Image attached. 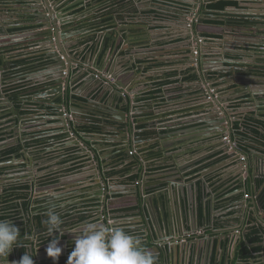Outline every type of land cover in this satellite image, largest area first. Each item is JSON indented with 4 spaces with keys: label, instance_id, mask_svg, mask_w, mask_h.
Masks as SVG:
<instances>
[{
    "label": "flooded vegetation",
    "instance_id": "af4514ba",
    "mask_svg": "<svg viewBox=\"0 0 264 264\" xmlns=\"http://www.w3.org/2000/svg\"><path fill=\"white\" fill-rule=\"evenodd\" d=\"M54 1L61 5L65 18L76 17L79 20L76 23L77 29L73 28L72 23L67 24L71 34L88 30L71 40L82 60L96 46L97 34L105 24L107 30H118L124 36L117 45V53H113L102 65L97 63L102 71H106L107 83L113 80V75L121 82L139 78L145 88L127 89L131 90L130 93L133 92L130 95L133 103L127 108L120 93H107L108 86L85 90L77 81L72 89H65L61 95H55L51 99V108L47 109V114L43 107H32L34 103L31 101L44 97V91H37L35 86H29L26 77L29 70L42 66L43 54H37V59L27 60L23 52L13 53L18 50L13 49V44L0 46V56H3L0 66L6 68L4 73L0 71V220H10L20 228L18 240L22 245L13 249L4 264L19 260L24 252L33 256L35 264H54L45 251L52 238L44 224L49 209L56 212L63 221L61 232H55L54 235L59 239L58 246L63 249L57 264H66L68 255L75 246V237L80 235L86 222L112 228L122 226L121 224L130 226L132 224H128L129 222L119 224L118 220L138 215L140 211L143 214L146 209H150L153 198L150 194L153 190L169 189L174 184L179 189L181 184L196 183L202 193L206 188L213 190L215 184L211 176L216 170L207 174L200 172V154L204 152L207 142L204 137H199L202 125L197 124L201 113L197 102H189L185 93L181 96L183 101H179L178 105H173L170 109L163 105L160 109L158 106L161 105L152 101L154 94L142 95L149 88L166 90L168 84L162 68L165 66L161 64L168 60H162L164 54L156 53L158 49L154 47L159 46L157 36L152 33L153 29L148 24L157 0H148L143 5L142 8L148 10L143 15L139 11L138 16L135 13V20L144 19L145 23L133 25H114L115 21L112 19L104 21L103 15L93 20L94 16H91L88 9L89 0L84 3L80 2L82 0ZM161 1L162 4L167 2ZM210 1L207 5L212 9ZM204 9V4L201 8L198 7L196 19L202 18ZM23 18L24 23L40 21L38 25H26L28 29L45 28L46 23L41 22L44 18ZM4 29L5 26L0 28V34L6 33L7 30ZM130 33L134 34V39L127 38ZM178 34L177 38H180L182 34ZM191 40L193 45L205 42L204 37L199 35L190 40L181 39L180 43L183 46ZM1 42L8 43L9 40ZM132 63L135 66H131ZM122 67L124 70L121 73ZM158 71L162 72L160 74L164 73L162 79L152 81L151 77L156 78ZM127 73H131V79ZM148 73L152 74L147 75ZM88 76L89 74L82 73L79 79ZM17 81H22V87L15 84ZM145 96L148 98L142 103L140 97ZM76 101L82 104L81 111H86L84 116L77 117L76 111L79 109L73 105ZM33 110H44L43 116H52V122H42L46 118L40 119ZM57 117L64 118L62 121L54 120ZM191 119L193 126L188 128ZM247 121L246 118L242 123L249 125ZM129 124H132V129ZM187 130L190 131L182 135ZM244 132L246 135L249 133L246 128ZM168 134L172 136L167 137ZM223 140L227 141L225 138ZM214 148L210 146L208 152H212ZM152 153L155 155L151 156ZM164 157L168 159V174L154 179L150 173L151 161ZM181 158L188 162L181 164ZM176 163L180 164V169L176 167ZM210 167L213 169L214 166ZM106 177L114 178L113 187L116 188L137 185L139 196L127 193L116 198L108 197L109 202H106L103 194L106 192ZM92 182L95 187H92ZM95 195L100 199H96ZM155 198L156 202L161 200V196ZM125 231L132 233L131 227ZM31 245H34V253L29 249ZM227 253L233 254V251L226 248L224 255Z\"/></svg>",
    "mask_w": 264,
    "mask_h": 264
},
{
    "label": "water",
    "instance_id": "95a60500",
    "mask_svg": "<svg viewBox=\"0 0 264 264\" xmlns=\"http://www.w3.org/2000/svg\"><path fill=\"white\" fill-rule=\"evenodd\" d=\"M84 1L85 0H82L80 2L84 3ZM154 1L155 0H153V2ZM208 1L210 0H167L166 3L171 2L176 8H186V12L183 10L180 12H169L162 8L163 5H160L161 7L159 9H153L156 14L152 17L155 21L160 17L161 19L167 20L170 23L168 24L169 27H173V29L177 30L178 32L176 33L182 34V36H180L181 39L190 40L199 35L201 36V33L205 31L203 28L210 26V24L205 23L204 18L197 17L199 19H195V16L192 17V13H197L198 7L201 8L203 4L205 7L203 12L206 14L210 13L212 10L207 5ZM20 2L27 3V5L24 6L27 10L24 16L28 18L36 17L37 19L44 18L41 22L46 23L45 28L27 29L24 32H12L10 26L13 24H8V26H5L6 29H4L7 30L6 33L0 34V46L23 43V46L27 49V53H32L28 54V56L37 55L39 53L43 54L41 57L43 58L42 66L38 69L29 70L26 75V77H28L29 86H35L38 88L37 91H44V97H37L35 100L31 101L32 103L36 104L38 107L45 108L46 113L49 114L47 109L51 108V99L55 95H61L65 89H72L76 82L79 81L77 83L82 84L85 90L90 87L106 88L105 86H108L107 93H120L124 98L125 107H131V103H133L130 97L131 90H129L130 92L125 90L124 82L117 80L116 75H113V81L109 83L105 82L108 80L106 79V71H102L100 68V65L107 61L113 53L114 55L117 53V45L121 42L122 38H124L118 30H110L108 33H98L96 46L92 49L90 55L88 53L86 58L82 60L80 55L77 54L79 50H77L75 54L73 53L72 49L74 46L76 47V45L71 40L76 35L87 33L88 30H81L77 32V34H71L69 32L70 30L66 27L67 24L72 23L73 28L77 29L78 25L76 23L79 20L76 17L65 18L60 8L61 5L57 4V1L54 0H20ZM145 11L148 10L139 8L140 15H143ZM59 12H62V15H59ZM256 15L259 18L261 14L257 13ZM115 18L116 23L123 24V22L117 20V16H114L112 20ZM260 18L262 19V21L259 22L262 25L261 29H264V12ZM164 20L162 21L164 22ZM141 21H143V19ZM224 22L225 24L220 28L230 36L233 31L240 30L246 26L241 21L225 19ZM39 23L40 21L37 20L33 23L24 24L38 25ZM201 25L203 28H201ZM4 30L3 32H5ZM5 36L10 39L8 43L1 42V40L5 39ZM134 37L132 33L127 36L129 40L134 39ZM29 39L30 41L26 42ZM261 39L262 41L260 44L264 46V36H261ZM19 40L22 41L20 42ZM204 41L206 42L207 38H205ZM25 42L26 44H24ZM185 43L183 47L185 51H189V54L186 56L187 62L189 63L188 68H193L191 74L198 77L196 82L199 83V90L194 94L193 98L191 97V93H186L184 96L187 99H191L192 102H197L201 110L197 124L202 125L200 128L202 132L199 137H204L207 142L204 152H208L210 146L216 147L220 140L224 147L219 151H221L227 160L232 159L233 161L234 158L241 157L243 152H245L247 157L250 154L259 155L257 153L259 151L254 147L251 146L252 148L244 150L240 144V139L242 138H245L248 142H252L254 138L250 135L244 136L236 131V124L242 122L243 118H247L245 115L247 110H235L239 111L238 117L236 118L235 115L232 114L235 112L232 109L236 105V103L232 102L234 99L226 95L227 92L220 94V91L224 92L228 90H219L217 84L214 83L210 76L214 72L220 77L222 73L229 71H242L243 74L235 76L238 79H246L254 78L256 75L258 76V74L252 72V75H249V70L239 67H231L228 69L225 67V64L220 67L217 65L216 60L206 59L207 57L203 55V51L201 50V47H203L202 45H200L199 48V45H193L192 40ZM227 47V45H224L223 49ZM77 48L80 49L79 46ZM227 53L228 50L222 51L224 60H228L226 57ZM2 58L3 56L1 55L0 60ZM91 58L94 59L93 62ZM94 62H96V64H94ZM204 65L207 67L204 68ZM131 66H135V64L132 63ZM5 69L4 66H0V71L2 73H4ZM123 70L124 68L121 70V73ZM98 72H101L100 76L97 75ZM82 73L89 74V76L79 79V75ZM127 74L129 75V79H131V73ZM90 79L92 80L91 82ZM77 98L81 99L79 97ZM21 100H23V98H21ZM8 101L10 100L8 99ZM73 105L75 108L79 109V111L83 109L82 104L77 101L74 102ZM137 107H139V104H137ZM238 107H241V105H238ZM124 113L126 112L124 111ZM92 115H94V112H92ZM63 118L64 117H57L54 120L62 121ZM192 121V119L189 121L188 128L193 126ZM46 122L50 121L47 120ZM245 123H242L243 131H245V128L248 126ZM129 127L132 129V124H129ZM129 127L127 126V129H129ZM189 131L190 130L183 132L184 134L182 133V135L187 134ZM238 135H240V137H238ZM171 136L170 134L167 135V137ZM226 136H229V142L223 140ZM176 167L179 169L181 168L179 163H176ZM243 168H246L245 163ZM261 171L264 173V160L261 166L257 168V173ZM248 174L249 178L254 179L252 183L253 198L250 202L255 208V213L252 215L256 220L253 219V222L264 225V187H260L259 175L256 176V174L251 173L249 170ZM105 181L106 192L103 194H105L106 202H109L108 197L116 198L117 196L126 195L127 193H136L139 196L140 190L137 185H125L122 188H116L113 187V185H115L113 184L114 178L106 177ZM91 184L92 187H95L93 182ZM244 189L246 190L245 184ZM144 193L147 194V192ZM157 194L158 196L160 194L161 200L156 203V198H152V207L146 209L143 214L141 211L138 214L142 218L141 222L144 223V237L147 241L150 240V235L155 239L154 245L160 253L161 264H164V262H166V264H218L217 261H213L216 245L218 246L217 249L220 253L218 258L220 259L228 246L232 245L235 254L239 240L241 241V239H244L246 244L252 245L248 240L247 234L239 235L235 233L232 236L229 232L231 228L215 236L208 235L207 230L216 229L215 211L218 205V202H213V199L214 201L217 200L216 196L213 199L211 198L214 192L210 188L209 190L206 188L204 192L201 193L196 183L189 185L186 183L181 184L179 189H177L174 184L170 185L169 189L161 190ZM95 196H97L95 197L96 199H100L98 195ZM144 202H146L145 199ZM238 204L244 208L245 202H238ZM203 207L204 218L202 220L201 208ZM251 213L253 212L250 211V214ZM244 215L245 213L242 211L239 214L240 217ZM249 218V220H252L251 217ZM201 230L204 231L203 234L198 233ZM259 235L262 237L263 250L257 253L262 256V262L264 264V231L262 232L261 230ZM29 249L34 253V245L29 246ZM146 250L149 251V248H146ZM163 258H165V261ZM229 261L230 259L228 260V264Z\"/></svg>",
    "mask_w": 264,
    "mask_h": 264
},
{
    "label": "crops",
    "instance_id": "0c3cea01",
    "mask_svg": "<svg viewBox=\"0 0 264 264\" xmlns=\"http://www.w3.org/2000/svg\"><path fill=\"white\" fill-rule=\"evenodd\" d=\"M95 1L96 0H89L88 3L89 12L92 13L91 16L95 17L98 15H110L112 18H114V16H117V20L122 21L124 18H128V16L132 20L136 19L134 17L135 13H137L139 8H142L148 0ZM159 1L160 2H154L155 8L159 9L161 7L160 5H163V9L168 10L169 12L174 11V7L176 6L171 2H163V4H160L162 1ZM217 1L218 0H211L210 2L215 3ZM229 1L237 2V5L227 6L222 9H214L211 7L212 11H210V13H203L202 18H204L205 23L210 24V26L204 28L202 27L205 31L202 32L201 35L204 37V39L207 38V41L204 42V44H199V48L200 45H202L203 47H201V50L203 51V55L207 57L206 59L216 60L217 65H219L220 67L225 64V67L228 69L231 67H239L244 68L245 70H249V75H252V72L258 74V76L256 75L254 78L246 79L236 78L235 75L243 74L242 71H229L226 73H222L220 77H218V74L214 72L210 76L214 83L217 84V88L219 90H228L224 92L220 91V94L227 92L226 95L234 99L232 100V102L236 103V105L232 109L233 111H240L242 109L247 110V112H245V115L248 119L247 122L249 124L246 128L249 131L247 135L252 136L254 139L252 140V142H248L245 138H242L240 139V144L242 145V149L244 150L254 147L259 151L257 152L259 155L250 154L248 155L246 161H242L241 157L234 158L233 161L232 159L227 160L226 157H223L224 155H222L221 151H219L224 147L221 142L216 145L212 152L210 151L200 154V156L202 157L200 172L207 174L209 171H217L211 176V178L213 179V183H215L213 184L214 195H211V198L213 199L216 196L217 200L214 201L213 199V202H218V205L216 206L217 210L215 211L216 229L207 230L208 235L214 236L218 233H221L222 231L229 230V228H231L229 232L232 236L235 233H238L239 235L248 234L250 229L254 227H257L260 232L261 230L262 232L264 231L263 224L261 225L257 222H253V219L255 218H253L252 214L255 213V208L251 205L250 202L253 198L252 183L254 179L249 178L248 174L249 170L251 173L256 174V176L259 175L258 177L260 180V187H264V173L262 171L257 173V168L261 166L264 160V46L260 44V42L262 41L261 36H264V29H261L262 25L261 23H258L261 19L260 17H262V14L264 12V0ZM24 6L25 3L23 4L22 2H20V0H0V28L6 25L8 26V24H13L10 26V30L12 32L26 31L27 29L21 31L16 30L20 27L26 26L24 24L23 18L24 14L26 13V9L24 8ZM153 13L156 14L155 11ZM257 13L261 14L259 18L256 15ZM59 15H62V12H59ZM152 16L150 17V21H148V24L153 29L152 33L157 36V44L159 46L154 47L158 49L156 53L158 55L164 54L162 60H168V62L164 61L161 63L165 66L162 68L166 73L168 84L166 85V90L149 88L143 91L142 95L154 94L152 100L154 101V104H160L161 106H158L160 109L163 108V105H165L164 108L170 109L172 108L171 106L178 105L177 103L179 101H183L181 98L182 94L191 93V97H194V94L199 90V83L196 82L198 80V77L192 79L191 81L188 80L187 77H184L190 75L193 68H188L189 63L187 62L186 56L189 54V51H185V48L180 43L181 39L177 38L178 33L176 32L178 31L173 29V27H169L168 24L170 23L167 20L161 19L160 17L157 21H155L153 20ZM225 19L241 21L246 26L240 30L233 31L230 36L227 35L222 28H220L223 24H225ZM162 20H164V22ZM113 21H115L114 25L120 24L116 23V18ZM5 40L10 41L7 36H5ZM19 41L21 42L22 40ZM29 41L30 39L26 42ZM26 42L24 44H26ZM224 45H227L228 47L223 49ZM13 46H15L13 49H18L13 51L14 54L19 52H23L24 55L32 54L31 52L27 53V49L23 47L22 43H17ZM223 50H228V53L226 55L228 60H224V56H222ZM72 51L74 54L76 53V49L74 47ZM205 67L207 66L204 65V68ZM158 72L156 74L159 75L156 76V78L151 77L152 81H159L160 79H162L161 77L164 73L160 74L162 72ZM151 74L152 73H148L147 75ZM138 80L132 79L129 81H124L126 90L132 88L138 90L143 88L144 83ZM21 82L22 81H17L15 82V84H18V87H22ZM145 98H148V96L140 97V101H142V103L145 102ZM188 100L191 101V99ZM238 105H241V107H238ZM32 107H35L36 109L38 108V106L34 104ZM33 111L34 113L37 112L36 116L39 115L40 119L44 117V110H40L39 112L37 110ZM239 111H235L232 114H234L237 118ZM85 112V110L76 111L77 117H80L81 115L84 116L85 114L83 113ZM44 118H46V120H43L42 122H46L47 120L52 122L53 119L52 116H45ZM242 120L245 119L243 118ZM250 121H255V123L253 124ZM250 124L255 125L254 127L256 130L251 128L250 126L252 125ZM236 131H238L239 134H243L246 136V133L243 131L242 122H238L236 124ZM255 131H257L256 134L254 133ZM238 137H240V135H238ZM242 156H246L245 152H243ZM167 160L168 159L166 157H164L163 159H152L150 173L154 179L166 176L168 170ZM180 161L181 164H186V162H188L186 160L183 161V158H181ZM244 163L246 165V168H243ZM211 165L214 166L213 169L212 167H210ZM215 176L216 178H214ZM218 181H220V183ZM244 184L246 186V190L244 189ZM246 194H248V197H246ZM238 202H245L244 208L246 209L242 208L241 205L238 204ZM201 209V218L203 220L204 207ZM241 211L245 213V215L240 217L239 214L241 213ZM250 211H252L253 213L250 214ZM249 217H251L252 220H249ZM118 221L120 222L119 224L126 222H129L128 224H132L130 226L121 224L122 226L119 227L123 228L124 230L131 227V235L141 237L143 244H145V246H143L144 249L149 248V251L156 257V264H161L160 253L154 245L155 239L150 234L149 241H147V239L144 237V223L141 222V216L138 214L130 216L128 218H121ZM118 221H116V223H118ZM198 233L203 234L204 231L201 230ZM242 247H246L249 250L245 258L240 255V251L238 250ZM252 247V245L250 246L246 244L244 239H241V241L239 240L237 247L238 249L236 250L235 254L234 249L231 245L227 247V250L233 251V254L227 253L226 255H224L223 252V255L220 259L218 258L220 253L217 249L218 246L216 245V251L213 256V261H217L218 264H228V260L230 259L229 264H263L262 256L257 252H252ZM163 259L165 261V258ZM164 264H166V262H164Z\"/></svg>",
    "mask_w": 264,
    "mask_h": 264
},
{
    "label": "clouds",
    "instance_id": "9594fccd",
    "mask_svg": "<svg viewBox=\"0 0 264 264\" xmlns=\"http://www.w3.org/2000/svg\"><path fill=\"white\" fill-rule=\"evenodd\" d=\"M62 223L60 216L49 209L44 224L52 238L45 251L54 264H57L63 251L58 246L59 239L54 235L55 232H61ZM69 233L73 234L71 231ZM19 236L20 228L14 222L0 220V264H4L14 248L22 246ZM12 264H35V261L32 255L24 252ZM66 264H156V257L144 249L141 237L131 235L120 227L97 226L86 222L80 235L75 237V246L69 253Z\"/></svg>",
    "mask_w": 264,
    "mask_h": 264
},
{
    "label": "trees",
    "instance_id": "16d2710c",
    "mask_svg": "<svg viewBox=\"0 0 264 264\" xmlns=\"http://www.w3.org/2000/svg\"><path fill=\"white\" fill-rule=\"evenodd\" d=\"M236 5H237V2H235V1L220 0L218 2L210 4V7L214 8V9L215 8L216 9H222V8L227 7V6H236ZM24 29L26 30V29H28V27L27 26H23V27H20L19 29H16V30H18V31L20 30L21 31V30H24ZM26 58L32 60V59H37L38 56L37 55H31L29 57L27 56ZM194 78H196V75H193V74H190L187 77V79L190 80V81L192 79H194ZM250 122L253 123V124L255 123V121L254 122L250 121ZM253 124H250V125H252L250 127L253 128L254 130H256L255 127H254L255 125H253ZM251 131H252V129H251ZM254 133L256 134L257 131H255ZM152 155H155V154L152 153L151 156ZM259 232H260V230L257 227H254V228L250 229L249 233L247 234L249 242L252 243V245H253V247L251 248L252 252H260V251L263 250L262 237L259 235ZM143 246H145V244H143ZM238 250L240 251V255L242 257H244V258L247 256V253L249 251L246 247H242V248H240Z\"/></svg>",
    "mask_w": 264,
    "mask_h": 264
},
{
    "label": "rangeland",
    "instance_id": "374dc122",
    "mask_svg": "<svg viewBox=\"0 0 264 264\" xmlns=\"http://www.w3.org/2000/svg\"><path fill=\"white\" fill-rule=\"evenodd\" d=\"M22 3L24 4L25 2H22ZM25 5H27V3H25ZM174 8H175V9H174L175 12H178V11L180 12V11H182V10L186 12V8H183V9H180V7H178L179 9L176 8V7H174ZM26 11H27V10H26ZM138 11H139V10H138ZM199 13H200V12H199ZM25 14H26V13H25ZM99 16H100V15L95 16L93 20L99 19V18H98ZM104 16H105V17L103 18L104 21H106L107 19H112V18H110V17H107L106 15H104ZM127 16H128V15H127ZM137 16H138V12H137ZM193 16H197V13H195V12L192 13V17H193ZM134 17L136 18V15H134ZM195 19H196V18H195ZM136 20H137V19H136ZM136 20H135V19L132 20V19L129 18V16H128V18H124V21H121V22L126 23V24L128 23V24H130V25L136 24V23H138V22H139L138 24H141V23L144 24V23H145V20H144V19H143V21H141L142 19H141L140 21H136ZM153 20H154V19H153ZM153 20H152V21H153ZM149 21H150V20H149ZM107 29H108V27L106 28L105 24H103V29H101V32L108 33L110 30H107ZM4 40H5V39H4ZM13 45H15V44H13ZM22 45H23V43H22ZM23 47H24V46H23ZM25 48H26V47H25ZM27 56H28V55H26V57H27ZM28 57H29V56H28ZM27 59H28V58H27ZM91 60H92V62H93L94 59L91 58ZM100 74H101V72H98V73H97V75H99V76H100ZM106 77H107V75H106ZM106 79H107V78H106ZM111 81H113V80L111 79ZM105 82H108V81H105ZM130 94H132V93H130ZM168 99H169V98H168ZM222 155H223V154H222ZM223 157H224V156H223ZM246 160H247V159H246ZM158 192H159V191H155V190H153V191L151 192V194H150L151 197L155 198L156 196H158V194H157ZM159 196H160V194H159ZM262 242H263V241H262ZM262 246H263V243H262Z\"/></svg>",
    "mask_w": 264,
    "mask_h": 264
},
{
    "label": "built area",
    "instance_id": "2783aa9c",
    "mask_svg": "<svg viewBox=\"0 0 264 264\" xmlns=\"http://www.w3.org/2000/svg\"><path fill=\"white\" fill-rule=\"evenodd\" d=\"M225 139H226L227 141H229V137H228V136L225 137ZM246 159H247V156H242V155H241V160H242V161H246ZM246 197H248V194H246Z\"/></svg>",
    "mask_w": 264,
    "mask_h": 264
}]
</instances>
